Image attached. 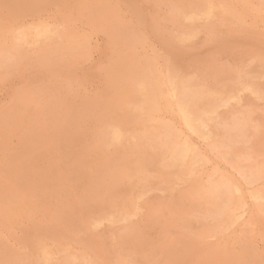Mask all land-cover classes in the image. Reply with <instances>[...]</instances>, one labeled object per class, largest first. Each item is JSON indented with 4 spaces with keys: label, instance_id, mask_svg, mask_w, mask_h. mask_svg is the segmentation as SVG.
<instances>
[{
    "label": "rangeland",
    "instance_id": "obj_1",
    "mask_svg": "<svg viewBox=\"0 0 264 264\" xmlns=\"http://www.w3.org/2000/svg\"><path fill=\"white\" fill-rule=\"evenodd\" d=\"M0 4V264H264V0Z\"/></svg>",
    "mask_w": 264,
    "mask_h": 264
},
{
    "label": "bare ground",
    "instance_id": "obj_2",
    "mask_svg": "<svg viewBox=\"0 0 264 264\" xmlns=\"http://www.w3.org/2000/svg\"><path fill=\"white\" fill-rule=\"evenodd\" d=\"M21 1H22V0H21ZM23 1H24V0H23ZM27 1H28V0H27ZM29 1H30V0H29ZM31 1H32V0H31ZM54 1H55V0H54ZM59 1H60V0H59ZM129 1H130V0H129ZM154 1H155V0H154ZM194 1H195V0H194ZM197 1H198V0H197ZM205 1H206V0H205ZM260 1H261V0H260ZM8 2H9V1H8ZM39 2H40V1H39ZM44 2H45V1H44ZM46 2H47V1H46ZM91 2H92V0H91ZM131 2H132V1H131ZM157 2H158V1H156V3H157ZM165 2H166V1H165ZM165 2H164V3H165ZM174 2H175V1H174ZM183 2H184V1H183ZM191 2H192V1H191ZM240 2H241V1H240ZM253 2H254V1H253ZM255 2H256V1H255ZM262 2H263V1H262ZM18 3H19V2H18ZM33 3H34V1H33ZM41 3H43V1H42ZM93 3H94V1H93ZM97 3H98V2H96V4H97ZM156 3H155V4H156ZM172 3H173V2H172ZM259 3H260V2H259ZM1 4H2V2H1ZM1 4H0V5H1ZM10 4H11V3H10ZM20 4H21V3H20ZM31 4H32V3H31ZM38 4H39V3H38ZM98 4H100V3H98ZM150 4H151V3H150ZM153 4H154V3H153ZM160 4H161V3H160ZM160 4H159V5H160ZM168 4H169V3H168ZM200 4H201V3H200ZM206 4H208V3H206ZM224 4H225V2H224ZM88 5H89V4H88ZM105 5H106V4H105ZM105 5H103V6H105ZM136 5H137V4H136ZM185 5H186V3H185ZM202 5H204V4H202ZM226 5H227V4H226ZM263 5H264V4H263ZM7 6H8V5H7ZM14 6H15V5H14ZM21 6H23V5H21ZM25 6H26V5H25ZM34 6H35V4H34ZM34 6L32 5V8H33ZM92 6H94V5H92ZM137 6H138V5H137ZM169 6H170V5H169ZM198 6H199V5H198ZM138 7H139V6H138ZM171 7H173V6H171ZM171 7H169V8L172 9ZM187 7H188V6H187ZM190 7H191V5H190ZM201 7H202V6H201ZM204 7H205V6H204ZM242 7H243V5H242ZM258 7H259V6H258ZM260 7H261V6H260ZM18 8H19V7H18ZM105 8H106V7H105ZM167 8H168V7H167ZM180 8H181V7H180ZM185 8H186V6H185ZM191 8H192V7H191ZM219 8H220V7H219ZM254 8H255V7H254ZM21 9H22V8H21ZM109 9H110V8H109ZM116 9H117V8H116ZM177 9H178V8H177ZM182 9H183V8H182ZM247 9H248V8H247ZM255 9H256V8H255ZM19 10H20V9H19ZM111 10H112V9H111ZM168 10H169V9H168ZM174 10H175V9H174ZM183 10H184V9H183ZM23 11H24V10H23ZM171 11H172V10H171ZM175 11H176V10H175ZM175 11H173V12H175ZM200 11H201V10H200ZM209 11H210V10H209ZM241 11H242V10H241ZM28 12H30V11H28ZM31 12H32V11H31ZM173 12H172V13H173ZM179 12H180V11H179ZM183 12H184V11H183ZM186 12H187V11H186ZM188 12H189V11H188ZM194 12H195V11H194ZM196 12H197V11H196ZM250 12H251V11H250ZM120 13H121V12H120ZM172 13H170V14H172ZM234 13H235V12H234ZM236 13L238 14V12H236ZM244 13H245V11H244ZM244 13H243V14H244ZM252 13H253V11H252ZM30 14H31V13H30ZM107 14H108V13H107ZM174 14H175V13H174ZM174 14H173V15H174ZM179 14L181 15V13H179ZM179 14H178V15H179ZM182 14H183V13H182ZM230 14H231V13H230ZM114 15H115V14H114ZM168 15H169V14H168ZM168 15H167V16H168ZM180 15H179V16H180ZM189 15H191V14H189ZM193 15H194V14H193ZM200 15H202V14H200ZM227 15H228V14H227ZM255 15H256V14H255ZM257 15H258V14H257ZM102 16H103V15H102ZM104 16H106V15L104 14ZM179 16H178V17H179ZM198 16H199V15H198ZM118 17H119V16H118ZM118 17H116V18H118ZM176 17H177V16H176ZM176 17H175V18H176ZM178 17H177V18H178ZM181 17H182V16H181ZM199 17H201V16H199ZM220 17H221V16H220ZM6 18H7V17H6ZM113 18H114V16H113ZM113 18H111V19H113ZM182 18H183V17H182ZM216 18H217V17H216ZM228 18H229V17H228ZM161 19H162V18H161ZM226 19H227V18H226ZM10 20H11V19H10ZM121 20H122V19H121ZM221 20H222V19H221ZM229 20H230V19H229ZM116 21H117V20H116ZM167 21H168V20H167ZM167 21H166V22H167ZM176 21H177V20H176ZM6 22H7V21H6ZM123 22H124V21H123ZM171 22H172V21H171ZM171 22H170V23H171ZM219 22H220V21H219ZM223 22H224V21H223ZM225 22H226V21H225ZM3 23H5V22H3ZM207 23H208V22H207ZM209 23H210V22H209ZM215 23H216V22H215ZM41 24H42V23H41ZM150 24H151V23H150ZM163 24H164V23H163ZM165 24H166V23H165ZM171 24H172V23H171ZM5 25H6V24H5ZM36 25H37V24H36ZM49 25H50V24H49ZM167 25H169V24H167ZM181 25H182V24H181ZM217 25H218V24H217ZM217 25H216V26H217ZM225 25H226V23H225ZM229 25H230V24H229ZM229 25H228V26H229ZM40 26H41V25H40ZM157 26H158V25H157ZM165 26H166V25H165ZM169 26H170V25H169ZM182 26H183V25H182ZM226 26H227V25H226ZM234 26H236V25H234ZM234 26H233V27H234ZM50 27H51V25H50ZM155 27H156V25H155ZM42 28H43V27H42ZM53 28H54V27H53ZM59 28H60V27H59ZM149 28H150V25H149ZM156 28H157V27H156ZM163 28H164V27H163ZM177 28H178V27H177ZM195 28H196V25H195ZM210 28H211V27H210ZM210 28H209V29H210ZM212 28H213V27H212ZM40 29H41V28H40ZM151 29H152V28H151ZM160 29H161V28H160ZM166 29H167V28H166ZM169 29H170V28H169ZM183 29H184V28H183ZM202 29H203V28H202ZM216 29H219V28H216ZM54 30H55V29H54ZM155 30H156V29H155ZM191 30H192V29H191ZM227 30H228V29H227ZM48 31H49V29H48ZM160 31H161V30H160ZM173 31H175V30H173ZM193 31H194V30H193ZM235 31H236V30H235ZM237 31H238V30H237ZM1 32H2V31H1ZM4 32H5V31H4ZM10 32H11V31H10ZM162 32H163V31H162ZM162 32H161V33H162ZM165 32H166V31H165ZM175 32H176V31H175ZM175 32H174V33L172 32V33L175 34ZM182 32H184V31H182ZM202 32H203V31H202ZM206 32H207V31H206ZM227 32H228V31H227ZM243 32H245V31H243ZM11 33H12V32H11ZM11 33H9V34H11ZM52 33H53V32H52ZM163 33H164V32H163ZM163 33H162V34H163ZM169 33H170V31H169ZM180 33H181V32H180ZM180 33H179V34H180ZM186 33H188V32H186ZM209 33H210V34H213V33H211V32H209ZM215 33H216V32H215ZM237 33H238V32H237ZM240 33H241V32H240ZM46 34H47V33H46ZM165 34H166V33H165ZM173 34H172V35H173ZM181 34H182V33H181ZM184 34H185V33H184ZM238 34H239V33H238ZM7 35H8V34H7ZM12 35H13V34H12ZM14 35H15V34H14ZM50 35H51V34H50ZM186 35H187V34H186ZM228 35H230V34H228ZM240 35H242V34H240ZM43 36H44V35H43ZM163 36H164V35H163ZM167 36H168V35H167ZM177 36H179V35H177ZM234 36H235V35H234ZM243 36H244V35H243ZM33 37H34V36H33ZM51 37H52V36H51ZM51 37H50V38H51ZM56 37H57V36H56ZM138 37H139V36H138ZM138 37H137L136 39H138ZM170 37H171V36H170ZM175 37H176V36H175ZM175 37H174V38H175ZM184 37H185V36H184ZM188 37H189V36H188ZM237 37H238V36H237ZM46 38H47V37H46ZM57 38H58V37H57ZM134 38H135V37H134ZM220 38H221V37H220ZM30 39H31V37H30ZM178 39H179V37H178ZM180 39H182V38H180ZM233 39H234V38H233ZM13 40H14V39H13ZM13 40H12V41H13ZM173 40H175V39H173ZM219 40H220V39H219ZM231 40H232V39H231ZM242 40H243V39H242ZM14 41H15V40H14ZM40 41H41V40H40ZM166 41H167V40H166ZM175 41H176V40H175ZM175 41H173V42H175ZM48 42H49V41H48ZM48 42H46V43H48ZM53 42H55V41H53ZM169 42H170V41H169ZM173 42H172V44H173ZM189 42H190V41H189ZM6 43H7V42H6ZM44 43H45V42H44ZM10 44H11V43H10ZM13 44H14V43H13ZM38 44H39V43H38ZM48 44H49V43H48ZM31 45H32V44H31ZM6 46H7V45H6ZM6 46H5V47H6ZM14 46H15V45H14ZM14 46H13V48H15ZM168 46H169V45H168ZM3 47H4V46H3ZM17 47H18V46H17ZM17 47H16V48H17ZM164 47H166V46H164ZM5 49H6V48H5ZM10 49L12 50V46H11ZM5 51H7V50H5ZM15 51H16V50H15ZM3 53H4V52H3ZM7 54H8V53H7ZM0 57H1V56H0ZM16 58H17V57H16ZM2 59H5V58H2ZM6 59H7V58H6ZM13 59H14V58H13ZM145 60H146V59H145ZM5 61H6V60H5ZM7 61H8V59H7ZM14 63H16L15 60H14ZM4 65H5V64H4ZM148 65H149V64H148ZM169 65H170V64H169ZM169 65H167V66H169ZM9 66H10V65H9ZM13 67H15V66H13ZM169 67H170V66H169ZM166 68H167V67H166ZM166 68H165V69H166ZM173 68H174V67L172 66L171 69H173ZM0 69H3V68L1 67ZM14 69H15V68H14ZM141 69H142V68H141ZM171 69H170V70H171ZM174 69H176V68H174ZM135 70H136V69H135ZM135 70H134V71H135ZM240 70H242V69H240ZM240 70H239V71H240ZM159 71H160V70H159ZM235 71H236V69H235ZM235 71H234V72H235ZM16 72H17V71H16ZM156 72H157V71H156ZM237 72H238V71H237ZM237 72H236V74H237ZM240 72H241V71H240ZM240 72H238V73H240ZM24 73H25V72H24ZM134 73H135V72H134ZM144 73H145V72H144ZM160 73H161V72H160ZM175 73H176V72H175ZM246 73H247V72H246ZM135 74H136V73H135ZM137 74H138V73H137ZM137 74H136V75H137ZM145 74H146V73H145ZM162 74H163V73H162ZM162 74H161V78H162ZM177 74H178V73H177ZM177 74H176V76H177ZM183 74H184V73H183ZM202 75H203V74H202ZM204 75H206V74H204ZM244 75H245V74H244ZM130 76H131V75H130ZM138 76H139V75H138ZM163 76H165V75H163ZM178 76H179V75H178ZM230 76H231V75H230ZM132 77H133V75H132ZM141 77H142V76H141ZM181 77H182V76H181ZM199 77H201V76H199ZM206 77H208V76H206ZM206 77H205V80H206ZM232 77H233V76H232ZM126 78H127V77H126ZM164 78H165V77H164ZM182 78H183V77H182ZM192 78H193V77H192ZM202 78H203V77H202ZM234 78H235V75H234ZM241 78H242V77H241ZM241 78H240V80H241ZM119 79H120V78H119ZM121 79H122V78H121ZM124 79H125V78H124ZM133 79H134V78H133ZM136 79H137V78H136ZM136 79H135V80H136ZM139 79L141 80V78H139ZM143 79H144V78H143ZM171 79H172V78H171ZM203 79H204V78H203ZM231 79H232V78H231ZM122 80H123V79H122ZM128 80H129V79H128ZM135 80H134V81H135ZM137 80H138V79H137ZM165 80H166V79H165ZM182 80H183V79H182ZM188 80H189V79H188ZM193 80H194V79H193ZM234 80H235V79H234ZM145 81H146V80H145ZM190 81H191V80H190ZM231 81H232V80H231ZM231 81H230V82H231ZM161 82H162V84H164L163 80H162ZM161 82H160V83H161ZM185 82H187V81H185ZM191 82H192V81H191ZM191 82H190V84H191ZM212 82H213V80H212ZM125 83H126V82H125ZM130 83H131V82H130ZM137 83H138V82H137ZM139 83H140V82H139ZM143 83H144V82H143ZM192 83H193V82H192ZM227 83H228V82H226V84H227ZM128 84H129V83H128ZM193 84H194V83H193ZM206 84H207V83H206ZM211 84H212V83H211ZM215 84H216V83H215ZM234 84H235V83H234ZM234 84H233V85H234ZM249 84H251V83H249ZM249 84H248V85H249ZM166 85H167V84H166ZM196 85H197V84H196ZM219 85H220V84H219ZM252 85H253V84H252ZM252 85H251V87H252ZM134 86H135V85H134ZM171 86H172V84H171ZM171 86H170V87H171ZM182 86H183V85H182ZM202 86H203V85H202ZM212 86H213V85H212ZM223 86H226V85H223ZM249 86H250V85H249ZM124 87H125V86H124ZM161 87H162V86H161ZM161 87H160V88H161ZM191 87H193V86H191ZM216 87H217V86H216ZM219 87H220V86H219ZM219 87H218V88H219ZM247 87H248V86H247ZM255 87H257V86H255ZM154 88H155V87H154ZM194 88H195V87H194ZM207 88H208V87H207ZM211 88H212V87H211ZM252 88H253V87H252ZM125 89H126V88H125ZM131 90H132V89H131ZM131 90H130V92H131ZM160 90H161V89H160ZM153 91H154V90H153ZM156 91H157V90H156ZM172 91H173V90H172ZM172 91H171V92H172ZM218 91H219V90H218ZM251 91H252V90H251ZM259 91H260V90H259ZM136 92H137V91H136ZM157 92H158V91H157ZM173 92H174V91H173ZM188 92H189V90H188ZM231 92H232V91H231ZM246 92H247V91H246ZM159 93H160V92H158V94H159ZM232 93H233V92H232ZM262 93H263V92H262ZM160 94H161V93H160ZM160 94H159V95H160ZM190 94H191V93H190ZM243 94H244V93H243ZM153 95H154V94H153ZM185 95H186V94H185ZM160 96H161V95H160ZM167 96H168V95H167ZM240 96H241V95H240ZM240 96H239V97H240ZM156 97H157V96H156ZM228 97H229V96H228ZM243 97H244V96H243ZM136 98H137V97H136ZM152 99H154V98H152ZM244 99H245V98H244ZM246 99H247V98H246ZM137 100H138V99H137ZM137 100H136V101H137ZM139 100H140V99H139ZM139 100H138V101H139ZM157 100H158V99H157ZM252 100H253V99H252ZM136 101H135V103H136ZM171 101H172V100H171ZM259 101H260V100H259ZM130 102H131V101H130ZM133 102H134V101H133ZM232 102H233V101H232ZM246 102H247V101H246ZM255 102H256V101H255ZM131 103H132V102H131ZM137 103H138V102H137ZM147 103H148V102H147ZM157 103H160V102H157ZM197 103H198V102H197ZM248 103H250V102H248ZM252 103H253V102H252ZM165 104H166V103H165ZM228 104H229V103H228ZM234 104H235V103H234ZM116 105H117V104H116ZM126 105H127V104H126ZM140 105H142V104H140ZM148 105H149V104H148ZM162 105H163V104H162ZM201 105H202V104H201ZM246 105H247V104H246ZM120 106H121V105H120ZM193 106H194V105H193ZM225 106H226V105H225ZM122 107H123V106H122ZM117 108H119V107H117ZM195 108H196V107H195ZM227 108H228V107H227ZM232 108H233V107H232ZM160 109H161V108H160ZM191 109H192V108H191ZM191 109H190V110H191ZM198 109H199V108H198ZM233 109H234V108H233ZM237 109H240V108H237ZM245 110H246V109H245ZM249 110L251 111V108H250ZM191 111H192V110H191ZM202 111H203V110H202ZM202 111H201V112H202ZM220 111H221V110H220ZM115 112H116V110H115ZM115 112L113 111L112 113H115ZM186 112H188V111H186ZM231 112H232V111H231ZM239 112H240V111H239ZM246 112H247V111H246ZM252 112H253V111H252ZM148 113H149V111H148ZM190 113H191V112H190ZM197 113H198V112H197ZM208 113H209V112H208ZM192 114H193V113H192ZM241 114H242V113H241ZM241 114H240V115H241ZM109 115H111V114H109ZM153 115H155V114H153ZM221 115H222V114H221ZM249 115H250V114H249ZM252 115H253V114H252ZM112 116H113V115H112ZM123 116H124V115H123ZM127 116H128V115H127ZM127 116H125V119H126ZM156 116H157V115H156ZM159 116H161V115H159ZM208 116H209V115H208ZM110 117H111V116H110ZM110 117H109V118H110ZM157 117H158V116H157ZM162 117H163V116H162ZM191 117H192V116H191ZM241 117H242V116H241ZM245 117H246V116H245ZM106 118H107V120H108V116H107ZM120 118H121V117H120ZM221 118H222V117H221ZM239 118H240V116H239ZM122 119H124V118H122ZM127 119H128V118H127ZM133 119H134V118H133ZM143 119H144V118H143ZM155 119H156V118H155ZM212 119H213V118H212ZM240 119H242V118H240ZM102 120H103V119H102ZM134 120H135V119H134ZM138 120H139V119H138ZM161 120H162V119H161ZM242 120H243V119H242ZM245 120H246V118H245ZM105 121H106V120H105ZM135 121H137V119H136ZM144 121H147V120L145 119ZM144 121H143V122H144ZM214 121H215V120H214ZM239 121H240V120H239ZM121 122H122V121H121ZM137 122H138V121H137ZM192 122H193V120H192ZM219 122H220V121H219ZM100 123H101V122H100ZM108 123H109V121H108ZM128 123H129V122H128ZM130 123H132V122H130ZM139 123H141V122H139ZM183 123H184V122H183ZM193 123H194V122H193ZM206 123H207V122H206ZM216 123H217V122H216ZM242 123H244V121H243ZM118 124H119V123H118ZM118 124H117V125H118ZM190 124H191V122H190ZM135 125H137V124H135ZM139 125H140V124H139ZM216 125H217V124H216ZM220 125H221V124H220ZM238 125H239V124H238ZM255 125H256V124H255ZM115 126H116V125H115ZM119 126H120V124H119ZM121 126H122V125H121ZM182 126H184V125H182ZM195 126H197V125H195ZM213 126H214V125H213ZM245 126H246V125H245ZM132 127H133V126H132ZM132 127H131V128H132ZM199 127H200V126H199ZM199 127H198V128H199ZM205 127H207V125H206ZM217 127H218V126H217ZM240 127H241V126H240ZM256 127H257V126H256ZM124 128H126V127H124ZM124 128H123V129H124ZM215 128H216V127H215ZM225 128H226V127H225ZM235 128H237V127L235 126ZM243 128H244V127H243ZM152 129H153V128H152ZM237 129H238V128H237ZM240 129H241V128H240ZM247 129H248V127L246 128V130H247ZM252 129H253V128H252ZM261 129H262V128H261ZM263 129H264V128H263ZM100 130H101V129H100ZM125 130H126V129H125ZM134 130H135V129H134ZM199 130H200V129H199ZM199 130H198V131H199ZM219 130H220V129H219ZM226 130H227V129H226ZM228 130H229V129H228ZM159 131H160V130H159ZM215 131H216V129H215ZM239 131H240V130H239ZM250 131H251V130H250ZM263 131H264V130H263ZM105 132H106V131H105ZM105 132H104V133H105ZM157 132H158V131H157ZM218 132H219V131H218ZM223 132H224V131H223ZM243 132H244V131H243ZM246 132H247V131H246ZM188 133H189V132H188ZM205 133H206V132H205ZM232 133H233V132H232ZM261 133H262V132H261ZM14 134H15V133H13V135H14ZM145 134H146V133H145ZM145 134H144V135H145ZM147 134H149V133H147ZM198 134H199V133H198ZM230 134H231V133H230ZM237 134H239V133H237ZM240 134H241V133H240ZM221 135H222V134H221ZM242 135H243V134H242ZM9 136H10V135H9ZM103 137H104V136H103ZM134 137H135V136H134ZM193 137H194V136H193ZM226 137H227V136H226ZM232 137H233V136H232ZM237 137H238V136H237ZM249 137H250V136H249ZM249 137H248V138H249ZM259 137H260V136H259ZM108 138H109V137H108ZM132 138H133V137H132ZM207 138H209V137H207ZM241 138H242V137L240 136V139H241ZM248 138H247V139H248ZM199 139H200V137H199ZM219 139H220V138H219ZM229 139H230V138H229ZM134 140H135V138H134ZM144 140H145V139H144ZM148 140H149V139H148ZM206 140H207V139H206ZM226 140H227V139H226ZM254 140H255V139H254ZM138 141H139V140H138ZM159 141H160V140H159ZM219 141H220V140H219ZM252 141H253V139H252ZM244 142H245V140H244ZM103 143H104V142H103ZM222 143H223V142H222ZM229 143H230V142H229ZM249 143H251V142H249ZM105 144H106V143H105ZM105 144H104V145H105ZM142 144H143V143H142ZM151 144L153 145V142H152ZM212 144H213V143H212ZM230 144H231V143H230ZM234 144H235V143H234ZM240 144H241V143H240ZM133 145H134V144H133ZM133 145H132V146H133ZM137 145H138V144H136L135 146H137ZM143 145H144V144H143ZM210 145H211V143H210ZM210 145H209V146H210ZM106 146H107V144H106ZM149 146H150V145H149ZM159 146H160V144H159ZM163 146H164V145H163ZM166 146H167V145H166ZM226 146H227V145H226ZM244 146H245V145H244ZM250 146H251V145H250ZM129 147H130V146H129ZM155 147H156V146H155ZM174 147H175V146H174ZM198 147H199V146H198ZM222 147H223V146H222ZM231 147H232V146H231ZM242 147H243V146H242ZM248 147H249V146H248ZM104 148H105V146H104ZM118 148H120V147H118ZM130 148H131V147H130ZM149 148H150V147H149ZM170 148H171V147H170ZM215 148H216V147H215ZM220 148H221V147H220ZM122 149H123V148H122ZM135 149H136V148H134V150H135ZM147 149H148V148H147ZM147 149H146V150H147ZM152 149H153V148H152ZM228 149H229V148H228ZM244 149H245V148H244ZM250 149H251V148H250ZM163 150H166V147H165V149H163ZM169 150H170V149H169ZM223 150H224V149H223ZM229 150H230V149H229ZM142 151H143V150H142ZM144 151H145V150H144ZM156 151H157V150H156ZM171 151H172V149H171ZM250 151H251V150H250ZM250 151H249V152H250ZM194 152H195V151H194ZM214 152H215V151H214ZM222 152H223V151H222ZM102 153H103V152H102ZM147 153H148V152H147ZM227 153H228V152H227ZM234 153H235V152H234ZM162 154H163V153H162ZM220 154H221V153H220ZM147 155H148V154H147ZM150 155H151V154H150ZM158 155H159V153H158ZM158 155H157V156H158ZM152 156H153V154H152ZM155 156H156V155H155ZM157 156H156V159H157ZM222 156H223V155H222ZM165 157H166V156H165ZM224 157H225V156H224ZM233 157H234V156H233ZM239 157H240V156H239ZM254 157H256V156L254 155ZM150 158H151V157H150ZM150 158H149V160H150ZM154 158H155V157H154ZM221 158H222V157H221ZM228 158H229V157H228ZM228 158H227V159H228ZM237 158H238V157H237ZM240 158H241V157H240ZM244 158H245V157H244ZM257 158H259V157H257ZM152 159H153V158H152ZM156 159H155V160H156ZM160 159H161V158H160ZM225 159H226V158H225ZM151 161H152V160H151ZM151 161H148V163L150 162V163H149L150 165H151V163H152ZM141 163H142V162H141ZM148 163H147V165H148ZM154 163H155V161H154ZM139 164H140V163H139ZM237 164H238V163H237ZM254 164H255V162H254ZM137 165H138V164H137ZM142 165H143V164H142ZM233 165H235V163H233ZM249 165H250V164H249ZM260 165H261V164H260ZM148 166H149V165H148ZM135 167H136V166H135ZM138 167H139V166H138ZM140 167L142 168V166H140ZM145 167H146V165H145ZM150 167H151V166H150ZM152 167H153V163H152ZM158 167H159V165H158ZM164 167H165V166H164ZM237 167H238V165H237ZM244 167H245V166H244ZM247 167H248V166H247ZM131 168H132V167H131ZM156 168H157V167H156ZM144 169L146 170V168H144ZM158 169H159V168H158ZM236 169L238 170V168H236ZM125 170H126V169H125ZM133 170H134V169H133ZM135 170H136V169H135ZM151 170H154V168L151 169ZM151 170H150V171H151ZM239 170H240V169H239ZM243 170H246V169H243ZM254 170H255V168H254ZM254 170H253V171H254ZM128 171H129V169H128ZM131 171H132V169H131ZM140 171H141V170H140ZM142 171H143V170H142ZM142 171H141V173H142ZM148 171H149V170H148ZM150 171H149V173H150ZM158 171H159V170H158ZM170 171H171V170H170ZM173 171H174V170H173ZM190 171H191V170H190ZM195 171H196V170H195ZM136 172H137V171H136ZM154 172H155V170H154ZM166 172H167V171H166ZM166 172H165V174H166ZM186 172H187V171H186ZM191 172H192V171H191ZM191 172H190V173H191ZM240 172H241V171H240ZM249 172L251 173V170H250ZM255 172H256V170H255ZM257 172H258V171H257ZM149 173H146V174H149ZM155 173H156V172H155ZM169 173H171V172H169ZM174 173L176 174L175 171H174ZM193 173H195V172H193ZM242 173H243V172H241V174H242ZM131 174H132V173H131ZM137 174H139V173H137ZM163 174H164V173H163ZM198 174H199V173H198ZM212 174H213V173H212ZM120 175H122V174H120ZM149 175H151V174H149ZM159 175H160V174H159ZM161 175H162V174H161ZM173 175H174V174H173ZM140 176H141V175H140ZM162 176H163V175H162ZM168 176H169V175H167V177H168ZM179 176H180V175H179ZM181 176H182V175H181ZM181 176H180V177H181ZM187 176H188V175H187ZM194 176H195V175H194ZM194 176H193V177H194ZM250 176H251V175H250ZM125 177H126V175H125ZM130 177H131V176H130ZM132 177H133V176H132ZM134 177H135V176H134ZM182 177H184V176H182ZM198 177H199V176H198ZM138 178H139V177H138ZM165 178H166V177H165ZM174 178H175V177H174ZM174 178H173V179H174ZM177 178H178V177H177ZM252 178H253V177H252ZM256 178H257V177H256ZM144 179H145V178H144ZM169 179H170V178H169ZM173 179H172V180H173ZM178 179H179V178H178ZM178 179H177V180H178ZM181 179H182V178H181ZM196 179H197V178H196ZM211 179H212V178H211ZM213 179H215V178H213ZM241 179H242V178H241ZM131 180H132V179H131ZM140 180H141V179H140ZM197 180H198V179H197ZM246 180H247V179H246ZM246 180H245V181H246ZM252 180H253V179H252ZM263 180H264V179H263ZM127 181H128V180H127ZM138 181H139V180H138ZM165 181H166V180H165ZM117 182H118V181H117ZM124 182H125V180H124ZM198 182H199V181H198ZM230 182H231V181H230ZM246 182H247V181H246ZM261 182H262V181H261ZM127 183H128V182H127ZM127 183H126V184H127ZM166 183H167V182H166ZM171 183H172V182H171ZM214 183H215V182H214ZM249 183H251V180H250ZM128 184H129V183H128ZM161 184H162V183H161ZM161 184H159V185H161ZM163 184H164V183H163ZM177 184H178V183H177ZM193 184H194V183H193ZM197 184H198V183H197ZM208 184H210V183H208ZM212 184H213V181H212ZM218 184H219V183H218ZM119 185H122V184H119ZM191 185H192V184H191ZM198 185H199V184H198ZM223 185H225V184H223ZM196 186H197V185H196ZM219 186H220V185H219ZM230 186H231V185H230ZM234 186H235V184H234ZM234 186H233V187H234ZM162 187H164V186H162ZM165 187H166V186H165ZM238 187H239V186H238ZM249 187H250V186H249ZM251 187H252V186H251ZM156 188H157V187H156ZM171 188H172V187H171ZM194 188H195V187H194ZM215 188H216V187H215ZM241 188H242V187H241ZM254 189H255V188H254ZM258 189H259V188H258ZM144 190H145V189H144ZM151 190H152V189H151ZM151 190H150V191H151ZM153 190H154V188H153ZM157 190H158V189H157ZM211 190H212V189H211ZM221 190H222V189H221ZM231 190H232V189H231ZM231 190H230V191H231ZM245 190H246V189H245ZM251 190H252V189H251ZM148 191H149V190H148ZM206 191H207V190H206ZM225 191H226V190H225ZM239 191H240V189H239ZM113 192L116 193V191H113ZM200 192H201V191H200ZM202 192H203V191H202ZM208 192H209V191H208ZM208 192H207V193H208ZM221 192H223V191H221ZM241 192H242V191H241ZM241 192H240V193H241ZM257 192H258V191H257ZM107 193H108V192H107ZM149 193H152V192H149ZM176 193H177V192H176ZM176 193H175V194H176ZM179 193H180V192H179ZM205 193H206V192H205ZM249 193H250V192H249ZM110 194H111V193H110ZM142 194H143V193H142ZM187 194L189 195V193H187ZM210 194H211V193H210ZM103 195H104V194H103ZM181 195H182V194H181ZM195 195H196V194H195ZM242 195H243V194H242ZM107 196H108V195H107ZM111 196H112V195H111ZM176 196H177V195H176ZM234 196H235V195H234ZM236 196H237V195H236ZM249 196H250V195H249ZM104 197H106V196H104ZM108 197H109V196H108ZM140 197H141V196H140ZM144 197H146V196H144ZM186 197H187V196H186ZM110 198H111V197H110ZM112 198H113V197H112ZM189 198H190V197H189ZM205 198H206V197H205ZM138 199H139V198H138ZM142 199H143V198H142ZM208 199H209V198H208ZM218 199H219V198H218ZM218 199H217V201H218ZM190 200L192 201V199H190ZM102 202H103V201H102ZM104 202H105V201H104ZM205 203H206V202H205ZM207 203H208V202H207ZM228 203H229V202H228ZM240 203H241V202H240ZM203 204H204V203H203ZM208 204H209V203H208ZM208 204H207V205H208ZM210 204H211V203H210ZM213 204H214V203H213ZM216 204H217V203H216ZM232 204H233V203H232ZM234 204H235V202H234ZM11 205H12V204H11ZM103 205H104V204H103ZM111 205H112V204H111ZM193 205H194V204H193ZM199 205H200V204H199ZM204 205H205V204H204ZM207 205H206V206H207ZM2 206H3V205H2ZM101 206H102V205H101ZM208 206H209V205H208ZM214 206H215V205H214ZM216 206H217V205H216ZM4 207H5V206H4ZM6 207H7V206H6ZM107 207H108V206H107ZM107 207H106V209H107ZM197 207H198V204H197ZM202 207H203V205H202ZM241 207H242V206H241ZM104 208H105V207H104ZM109 208H110V207H109ZM236 208H237V207H236ZM258 208H259V207H258ZM263 208H264V207H263ZM94 209H95V208H94ZM94 209H93V210H94ZM106 209H105V210H106ZM203 209H205V208H203ZM215 209H216V208H215ZM239 209H240V208H239ZM101 210H102V209H101ZM244 210H245V208H244ZM204 211H205V210H204ZM204 211H203V212H204ZM217 211H218V210H217ZM239 211H240V210H239ZM223 212H224V211H223ZM200 213H201V212H200ZM205 213H206V211H205ZM209 213H210V212H209ZM111 214H112V213H111ZM260 214H261V213H260ZM261 215H262V214H261ZM225 216H226V215H225ZM131 217H134V216H131ZM131 217H130V218H131ZM202 217H203V216H202ZM208 220H209V219H208ZM216 220H217V219H216ZM217 221H218V220H217ZM83 222H84V221H83ZM85 222H86V221H85ZM123 222H124V220H123ZM126 222H127V221H126ZM87 223H88V221H87ZM120 223H121V222H120ZM215 223H216V222H215ZM217 223H218V222H217ZM222 223H223V222H222ZM222 223H221V224H222ZM236 224H237V223H236ZM263 224H264V223H263ZM108 225H109V224H108ZM224 225H225V224H224ZM84 226H86V223H85ZM217 226H218V225H217ZM233 226H234V225H233ZM262 226H263V225H262ZM90 227H91V225H90ZM223 227H224V226H223ZM88 228H89V227H88ZM94 228H95V227H94ZM220 228H221V227H220ZM91 229H92V228H91ZM213 229H214V228H213ZM263 229H264V228H263ZM215 230H216V229H215ZM215 230H214V231H215ZM220 230H221V229H220ZM211 231H212V230H211ZM230 231H231V230H230ZM212 232H213V231H212ZM215 232H216V231H215ZM219 233H220V232H219ZM260 233H261V232H260ZM260 233H259V234H260ZM211 234H212V233H211ZM214 234H215V233H214ZM216 234H217V233H216ZM116 236H117V235H116ZM120 236H121V235H120ZM117 240H118V239H117ZM64 248H65V247H64ZM67 248H68V247H67ZM39 250H40V249H39ZM37 252H38V251H37ZM38 255H39V254H38ZM63 256H64V255H63ZM65 256H66V255H65ZM38 257H39V256H38ZM261 258L263 259V257H261ZM64 259H65V258H64ZM61 260H62V259H61ZM260 260H261V259H260ZM37 261H38V260H37ZM60 262H61V261H60ZM261 262H262V261H261ZM38 264H39V263H38ZM59 264H60V263H59ZM121 264H122V263H121ZM125 264H127V263H125Z\"/></svg>",
    "mask_w": 264,
    "mask_h": 264
}]
</instances>
